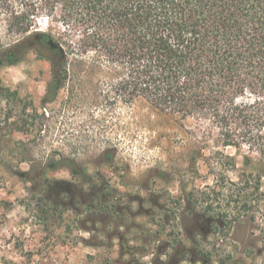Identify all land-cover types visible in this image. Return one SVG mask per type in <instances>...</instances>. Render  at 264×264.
Segmentation results:
<instances>
[{
    "label": "rangeland",
    "instance_id": "374dc122",
    "mask_svg": "<svg viewBox=\"0 0 264 264\" xmlns=\"http://www.w3.org/2000/svg\"><path fill=\"white\" fill-rule=\"evenodd\" d=\"M27 37L0 15V264H264V158L118 100L90 54L55 73Z\"/></svg>",
    "mask_w": 264,
    "mask_h": 264
},
{
    "label": "trees",
    "instance_id": "16d2710c",
    "mask_svg": "<svg viewBox=\"0 0 264 264\" xmlns=\"http://www.w3.org/2000/svg\"><path fill=\"white\" fill-rule=\"evenodd\" d=\"M0 15L7 31L50 50L55 73L67 55L90 54L111 71L118 100L264 158V0H0ZM41 17L66 41L33 30Z\"/></svg>",
    "mask_w": 264,
    "mask_h": 264
},
{
    "label": "flooded vegetation",
    "instance_id": "af4514ba",
    "mask_svg": "<svg viewBox=\"0 0 264 264\" xmlns=\"http://www.w3.org/2000/svg\"><path fill=\"white\" fill-rule=\"evenodd\" d=\"M9 54H12V53H9ZM13 55V54H12ZM6 59H9V55H7V58ZM1 62V61H0Z\"/></svg>",
    "mask_w": 264,
    "mask_h": 264
}]
</instances>
